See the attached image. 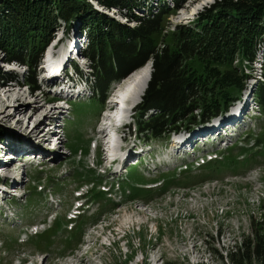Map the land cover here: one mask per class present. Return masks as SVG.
Segmentation results:
<instances>
[{
    "label": "rangeland",
    "instance_id": "obj_1",
    "mask_svg": "<svg viewBox=\"0 0 264 264\" xmlns=\"http://www.w3.org/2000/svg\"><path fill=\"white\" fill-rule=\"evenodd\" d=\"M85 1L99 18L130 29L136 26L125 11L107 10L96 0ZM216 1L186 0L181 9L169 16L165 31L192 23L204 8ZM165 2L172 8V0H163ZM156 4L153 1L151 6ZM132 14L142 16L135 11ZM91 18L96 15L92 14ZM77 24L73 22L67 29L60 23L53 29L34 72L40 87L41 77L46 75L40 74L44 62L60 55L59 63L65 62V55L71 51H67V41L74 36L78 38L77 45L71 43L78 52L77 69L69 74V78L73 86L85 89L87 95L80 99L64 96V103H56L60 104L62 109L58 112L65 120L61 126L62 139H54L51 135L45 143L28 136L36 121L42 120L54 107L55 100L52 101V92L46 93L42 88L32 92L23 86L28 68L23 66L17 72L7 71L0 49V112L3 111L0 114V142L8 144L9 150L16 149L12 159H20L25 153L33 155L31 165L22 171H16L22 163L14 161L6 168H0L5 177L0 178V184L13 185L6 190V195L0 191V206L3 203L0 264H229L225 254L249 237L251 228L264 234V117L259 113L258 117L248 119L247 124L252 125L249 129L245 130V124L238 126L243 131L232 144H220V139L210 136V141L193 149L198 155L186 156L173 153L166 139L153 140L142 135L138 122L148 120L155 113L134 109L129 113V125L122 130L121 141L127 149L137 148V152L132 153L135 157L128 159L130 168H126V174L112 176V170L105 174L106 170L101 167L103 157L98 154L100 149L95 148V141L99 136L98 122L104 116L102 113L109 110V103L106 101L98 109L89 96V90L94 86L89 77L91 62L80 55L88 37ZM165 40L161 38V44ZM254 43L255 55L264 54V34ZM59 48H62L61 54ZM244 66V73H247L250 68ZM125 79L111 85L108 97ZM247 85L250 91L256 88L254 81H247ZM20 96L26 97L25 103L30 106H38L39 112L30 119V108L25 115L7 118L12 107L15 109L21 103V100L16 101ZM3 100L11 105L10 108L3 109ZM246 115L253 113L247 111ZM46 119L48 115L38 129V132L43 131V136L47 130ZM229 129L231 131L233 127ZM100 135L101 144L104 138L101 131ZM207 137L205 135L203 139ZM22 138L24 140H19ZM56 141L58 145L54 146ZM39 146L43 147V153ZM1 147L0 159L5 160L7 156L3 157V154L6 151ZM202 149L213 151L206 159ZM142 152L146 156L139 158ZM136 158L141 160V166L133 163ZM10 174L20 181L9 180ZM75 200L82 201L74 203ZM80 203L83 206L77 209V218L70 221L71 211ZM253 220L256 224L252 227ZM34 225H38L37 234L30 229Z\"/></svg>",
    "mask_w": 264,
    "mask_h": 264
},
{
    "label": "trees",
    "instance_id": "obj_2",
    "mask_svg": "<svg viewBox=\"0 0 264 264\" xmlns=\"http://www.w3.org/2000/svg\"><path fill=\"white\" fill-rule=\"evenodd\" d=\"M153 1L157 3L154 7ZM96 2L107 10L125 11L136 26L130 29L99 18L85 0H0L3 62L27 67L26 86L38 91L36 63L53 29L60 23L68 29L78 22L88 37L80 55L91 62L95 92L91 100L98 109L104 106L112 84L151 64L150 79L136 111L154 110L155 114L137 125L142 135L153 140L167 141L182 125L183 130H190L207 123L239 98L249 78L244 65L251 69L254 41L264 34V0H218L192 23L168 31L169 16L186 0H172V8L163 0ZM161 38H166L162 44ZM262 69L264 76V62ZM254 100L264 117V81ZM253 228L249 237L225 254L229 264H264V234Z\"/></svg>",
    "mask_w": 264,
    "mask_h": 264
},
{
    "label": "bare ground",
    "instance_id": "obj_3",
    "mask_svg": "<svg viewBox=\"0 0 264 264\" xmlns=\"http://www.w3.org/2000/svg\"><path fill=\"white\" fill-rule=\"evenodd\" d=\"M78 38H76V36H74L71 40L67 41V47H68V50H71L69 55H65L67 59H65V62H62V63H59V60L61 59V55L59 57H56L54 59H51L49 58L46 62H44V64H50L48 66H44V69H42V72L41 74H46V75H43L41 77V80L40 82L41 83H47L49 84L50 86H55L56 84H58L59 82V79L60 77L62 76H69V74L72 72V68H74V66H76V57L75 55L77 54V49L74 48V46H72V42H76ZM71 41V42H70ZM78 42H76L75 44L77 45ZM62 49V48H61ZM61 49L59 48L58 49V52L61 54ZM67 51L65 50L64 53H67ZM264 52V50H263ZM54 53V52H52ZM57 53V52H56ZM64 55V54H63ZM55 56V55H54ZM47 58V57H46ZM43 66V65H42ZM88 73V72H86ZM150 73H151V66H150V63L145 65L144 67H142L141 69H138L136 70L135 72H133L131 75H129L125 80L124 82L121 84H119V88H118V92L119 93H124L125 95V99L124 101H120V104H124L127 108H129L130 106L136 104V103H139L141 101V98L146 90V87H147V83L150 79ZM91 74V73H90ZM91 76V75H90ZM88 77V74L85 75V78ZM90 79V78H89ZM85 82V80H84ZM87 82V81H86ZM89 82V81H88ZM139 83H141L139 85ZM142 85V86H141ZM86 86H88V83H86ZM84 87V86H83ZM142 87V89L140 88ZM88 90V89H87ZM81 93V92H80ZM53 94V93H52ZM57 94H55V97L52 98V101H54L56 98H57ZM76 95H72V98H75ZM7 98V97H6ZM4 98V99H6ZM68 98V97H67ZM18 100H21V103H19V105L13 109L12 107V112L8 114L7 118L9 119H15L16 116L18 115H25L27 110L31 108L32 112L30 114V119L36 114L39 112L40 108L38 106H30V104H27L25 103V100H26V97H19L16 99V101L18 102ZM66 100V99H65ZM115 101V99L113 100ZM111 102V101H110ZM37 103V100L34 101V104ZM112 103V102H111ZM129 105V106H128ZM2 106H3V109H7V108H10V104L6 103V100H3L2 101ZM33 107V108H32ZM61 110V108L59 106H54L52 107L49 112L47 114H50L51 118H52V125H55L57 124L56 122V114L59 113L58 111ZM123 111V110H122ZM247 112V111H246ZM3 111L0 112V114H2ZM123 113V112H122ZM47 114L44 116V118L42 120H38L36 121L35 123V126L33 127L32 130L29 131V137L32 138V139H38V142L40 141H44L45 143H47L49 141L48 137L45 141V136H43V131L41 132H38V129L39 127H42L43 125V120L45 119V117H47ZM104 118H106L108 120V117H106V115H104ZM21 121V120H20ZM20 121H17V123L19 124ZM210 129H212L210 127ZM238 129V128H237ZM230 130V129H229ZM214 131V129H213ZM101 134L104 135V138L102 139V141L106 138L105 137V134L103 133V131H101ZM186 139V138H185ZM183 139V140H185ZM216 139V138H215ZM19 140H24L23 138L22 139H19ZM2 141V140H0ZM29 142L31 140H28ZM210 141V140H209ZM7 142V141H6ZM37 142V141H36ZM41 142V143H42ZM183 142V141H182ZM181 142V143H182ZM212 142V141H211ZM2 147L1 149L4 151H6V153L3 154V157H6L7 158L5 160H3L2 158L0 159V165H3L7 162L10 161V159L12 157H14V154H15V150H9L7 147L9 146L8 144H5V142H0ZM9 143V142H8ZM216 143V142H215ZM15 144V143H14ZM17 144V142H16ZM193 145H196L197 143H192ZM32 147V146H31ZM42 147V146H41ZM40 148V150L44 151L43 147ZM185 147V143H183V145L181 146V148ZM198 147V146H196ZM206 147V145H205ZM169 149V148H168ZM135 150H137V148H135ZM186 151V149H184ZM36 152V151H35ZM40 152V151H39ZM176 153H178L179 151H174ZM173 152V153H174ZM37 153V152H36ZM41 153V152H40ZM180 153V152H179ZM32 154V153H30ZM185 154L187 155H191L190 151H186ZM18 155V154H17ZM140 155V154H139ZM137 156V155H136ZM146 156V155H145ZM150 156V155H149ZM18 157V156H17ZM32 155H29L25 158H28V159H31ZM135 157V156H134ZM177 157V156H176ZM45 158V157H44ZM133 158V157H132ZM155 158V157H154ZM148 159V158H147ZM176 161V160H175ZM144 162V161H143ZM147 163L148 160H147ZM153 163V162H152ZM26 165V164H25ZM25 165H23L25 167ZM118 166V165H117ZM152 167V166H151ZM156 167V166H155ZM157 168V167H156ZM18 183V181H16ZM15 184V183H14ZM12 185V184H11ZM7 188V184H0V191L2 193V195H6L5 193V189ZM8 190V189H7ZM7 192V191H6ZM2 199H5V198H2ZM3 201V200H2Z\"/></svg>",
    "mask_w": 264,
    "mask_h": 264
},
{
    "label": "built area",
    "instance_id": "obj_4",
    "mask_svg": "<svg viewBox=\"0 0 264 264\" xmlns=\"http://www.w3.org/2000/svg\"><path fill=\"white\" fill-rule=\"evenodd\" d=\"M257 58V61H260L261 59H262V56H261V54H258V56L256 57ZM260 64L261 63H258V64H256L257 66H260ZM258 77V81L259 82H262L263 81V77L259 74V76H257Z\"/></svg>",
    "mask_w": 264,
    "mask_h": 264
},
{
    "label": "water",
    "instance_id": "obj_5",
    "mask_svg": "<svg viewBox=\"0 0 264 264\" xmlns=\"http://www.w3.org/2000/svg\"><path fill=\"white\" fill-rule=\"evenodd\" d=\"M226 118H228V116H226Z\"/></svg>",
    "mask_w": 264,
    "mask_h": 264
}]
</instances>
